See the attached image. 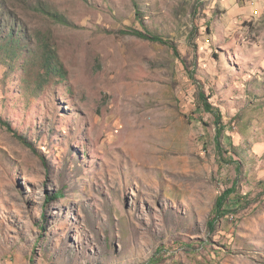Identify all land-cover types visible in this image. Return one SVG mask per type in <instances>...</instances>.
Wrapping results in <instances>:
<instances>
[{
	"label": "rangeland",
	"instance_id": "374dc122",
	"mask_svg": "<svg viewBox=\"0 0 264 264\" xmlns=\"http://www.w3.org/2000/svg\"><path fill=\"white\" fill-rule=\"evenodd\" d=\"M0 117V264H264V0H0Z\"/></svg>",
	"mask_w": 264,
	"mask_h": 264
},
{
	"label": "trees",
	"instance_id": "16d2710c",
	"mask_svg": "<svg viewBox=\"0 0 264 264\" xmlns=\"http://www.w3.org/2000/svg\"><path fill=\"white\" fill-rule=\"evenodd\" d=\"M40 10H44L43 8L40 7ZM47 15L57 19L58 21L63 23V20H61L62 18H60L58 15H54L51 12H46ZM137 16L141 19L142 15H141V11L137 12ZM123 34H127V35H132V36H136L139 37L141 39H145V40H150L153 42H160V43H166L164 39L160 38V37H155V36H151L150 34L146 33V32H142L139 30H128V31H124ZM13 38L14 35H12ZM56 52H53V50H49L48 53L46 54V61L44 64V71L47 74H53L55 71H60L62 69L60 62H56ZM204 99V101H206V97L203 96L202 97ZM206 107L208 110H210V106L207 102H205ZM219 117H221L220 115H218ZM0 123L7 126L9 129H11V125L9 123L4 122V120L0 117ZM22 141H24V143H26L29 147H33L32 144L30 142H28L27 140H25V138H21ZM220 146V143L218 144ZM35 150V149H34ZM233 191H235V189L233 190H228L227 192L224 193L223 196L218 198L217 204H216V209H215V218L212 222L209 223L211 230H213L214 228V223L216 221V219H220L225 217L229 212V210L225 209V205L227 203V200L229 198V196L233 193ZM63 194L60 192L57 197L62 196Z\"/></svg>",
	"mask_w": 264,
	"mask_h": 264
},
{
	"label": "built area",
	"instance_id": "2783aa9c",
	"mask_svg": "<svg viewBox=\"0 0 264 264\" xmlns=\"http://www.w3.org/2000/svg\"><path fill=\"white\" fill-rule=\"evenodd\" d=\"M259 12H256V14H258Z\"/></svg>",
	"mask_w": 264,
	"mask_h": 264
}]
</instances>
